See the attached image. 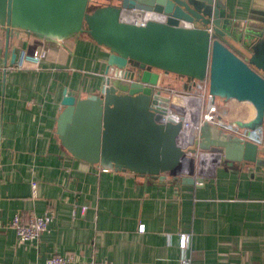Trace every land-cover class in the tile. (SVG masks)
Returning a JSON list of instances; mask_svg holds the SVG:
<instances>
[{
	"label": "crops",
	"instance_id": "0c3cea01",
	"mask_svg": "<svg viewBox=\"0 0 264 264\" xmlns=\"http://www.w3.org/2000/svg\"><path fill=\"white\" fill-rule=\"evenodd\" d=\"M221 1L235 24L264 33V0ZM39 49L46 51L39 66L10 69L14 54L17 63L22 51ZM110 54L87 33L58 43L17 31L8 49L0 37V264H47L55 255L73 256V264H264V166L207 154L203 160L213 165L194 175L197 184L184 185L169 175L102 171L63 147L57 119L65 90L81 98L98 94ZM201 104L193 102L195 121ZM215 104L230 124L256 116L247 102ZM262 133L264 157V126ZM184 163L189 174L190 160ZM48 211L49 230L21 242L14 217Z\"/></svg>",
	"mask_w": 264,
	"mask_h": 264
},
{
	"label": "water",
	"instance_id": "95a60500",
	"mask_svg": "<svg viewBox=\"0 0 264 264\" xmlns=\"http://www.w3.org/2000/svg\"><path fill=\"white\" fill-rule=\"evenodd\" d=\"M92 1L0 0V37L5 36L7 49L10 38L25 31L58 43L87 33L111 52L98 94L81 98L72 90L64 92L57 133L75 159L107 171L161 180L174 176L184 185L197 184L198 153L202 159L211 154L219 161L264 166L259 145L208 122L200 129L199 141L191 140L196 147L182 148L184 118L166 117L168 100L153 88L159 81L172 88L180 83L160 79L157 71L186 79L185 90H199L208 81L213 100L247 102L255 108L253 120H237L234 125L261 131L263 32L253 35L235 24L221 0H110L91 6ZM133 9L163 14L166 21H149L146 26L124 22L122 14ZM15 58L16 54L12 64ZM187 159L191 169L184 174Z\"/></svg>",
	"mask_w": 264,
	"mask_h": 264
},
{
	"label": "built area",
	"instance_id": "2783aa9c",
	"mask_svg": "<svg viewBox=\"0 0 264 264\" xmlns=\"http://www.w3.org/2000/svg\"><path fill=\"white\" fill-rule=\"evenodd\" d=\"M127 12V13H126ZM122 20L126 23H131L140 26H146L149 21L165 22L166 16L160 13L145 11V10H127L122 14ZM6 28V27H5ZM209 32L212 33V30L209 29ZM46 56V51L43 49L36 50L33 54H27L25 51L20 53L19 60L16 64L12 65L10 69L12 70H21L25 68L26 64H31L34 66H39L42 60ZM156 71V70H153ZM160 74V79L169 78V79H178L179 87L172 88L170 86H163L160 81L153 86L155 92H159V96L166 98L168 100L169 107L167 109V116L174 118L179 121L180 117L183 116V129L179 138V145L188 150L191 147H196L195 144H191L192 138H195L196 141L199 139L200 129L205 122L212 124L218 128L223 129L228 133H232L240 138L261 145L263 143V133L262 130L257 131H248L239 128L234 124L227 123L219 118L218 109L215 104V100L209 95L208 92V81L201 83L200 91L197 89L185 90L183 85L186 81L184 78H179L174 74H166L162 71H157ZM107 78V76H106ZM199 94L200 98L196 100L201 102V112L198 120L195 121L193 116V102L195 101L193 97ZM184 101V102H182ZM156 107H158L156 105ZM199 161L198 170L199 172H206L207 169L211 167L209 161H204L200 157V153L197 154ZM206 158V157H205ZM102 171H107L102 169ZM54 220V213L48 211L42 216L30 215L27 219L22 218L20 215H16L12 221V228L16 231L17 237L21 242L27 241H36L39 237L49 230L51 223ZM141 232L145 231L144 226H141L139 229ZM189 243V236L183 235L181 238V247L186 248ZM73 256H62L55 255L51 257L47 264H73ZM89 264H107L106 262L92 261ZM183 264H189V261H184Z\"/></svg>",
	"mask_w": 264,
	"mask_h": 264
},
{
	"label": "rangeland",
	"instance_id": "374dc122",
	"mask_svg": "<svg viewBox=\"0 0 264 264\" xmlns=\"http://www.w3.org/2000/svg\"><path fill=\"white\" fill-rule=\"evenodd\" d=\"M199 91V93H201V91H200V89L198 90ZM200 98V95L199 94H197V95H195L194 97H193V99L195 100V102H196V100L197 99H199ZM199 101H197V103H198Z\"/></svg>",
	"mask_w": 264,
	"mask_h": 264
},
{
	"label": "bare ground",
	"instance_id": "6f19581e",
	"mask_svg": "<svg viewBox=\"0 0 264 264\" xmlns=\"http://www.w3.org/2000/svg\"><path fill=\"white\" fill-rule=\"evenodd\" d=\"M127 13V12H126Z\"/></svg>",
	"mask_w": 264,
	"mask_h": 264
}]
</instances>
